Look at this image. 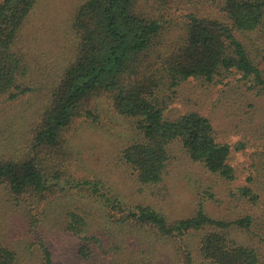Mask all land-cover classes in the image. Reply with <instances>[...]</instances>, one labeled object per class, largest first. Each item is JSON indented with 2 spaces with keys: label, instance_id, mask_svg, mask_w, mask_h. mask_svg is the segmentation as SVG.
<instances>
[{
  "label": "trees",
  "instance_id": "trees-1",
  "mask_svg": "<svg viewBox=\"0 0 264 264\" xmlns=\"http://www.w3.org/2000/svg\"><path fill=\"white\" fill-rule=\"evenodd\" d=\"M152 0H84L70 21V34L64 33L58 48H68V35L76 40L71 54L49 77H34L33 60L26 40L41 0H3L0 2V99L17 101L46 88L47 97L40 110L25 150L16 156L0 158V186L17 199L30 201L49 192L50 167L46 165L63 146V138L75 120L83 115L98 119L90 109L94 100L106 96L124 118L133 120L143 137L122 152L121 161L139 183L154 186L163 180L175 147L208 172L228 181L236 178L233 145L219 140L212 120L198 112L169 115L174 93L187 81L218 82L241 75L264 91V72L254 62L244 41L237 35L260 33L264 36V0H208L219 8L226 20L190 15L184 33L175 42L164 39L168 21L148 11ZM152 4V3H151ZM48 57V55H47ZM55 65V66H56ZM50 66L45 69H51ZM61 162V160L59 159ZM264 172V159L256 168ZM264 176L251 179V182ZM56 183L55 185H58ZM89 184V183H86ZM97 190V189H96ZM249 204L262 196L255 187L237 189ZM117 204V203H115ZM123 225L133 233L157 235L175 240L186 232L206 231L198 257L203 264H264L256 247L242 243L237 236L253 227L252 213L234 220L213 219L203 208L191 218L170 223L150 206L124 209ZM123 210V211H122ZM89 224L86 218L70 212L67 229L84 241L80 252L90 255ZM235 234L236 237H235ZM44 264H55L53 252L41 243ZM146 249L133 261L122 264H162ZM177 262L195 264L188 251ZM0 264H19L18 252L0 241Z\"/></svg>",
  "mask_w": 264,
  "mask_h": 264
},
{
  "label": "rangeland",
  "instance_id": "rangeland-1",
  "mask_svg": "<svg viewBox=\"0 0 264 264\" xmlns=\"http://www.w3.org/2000/svg\"><path fill=\"white\" fill-rule=\"evenodd\" d=\"M83 1L41 0L26 35L31 42L35 38L26 48L33 60L34 77H46L70 54L73 56L74 37L68 35L66 50L59 49L58 44L64 33L70 34L72 15ZM146 7L168 21L164 33L168 43L184 33L190 15L226 20L208 0H152ZM237 36L264 72V36ZM47 66L53 68L46 70ZM41 87L39 92L17 101L0 99V158L25 150L47 97L46 88ZM90 109L98 119L78 117L63 138L62 148L45 158L51 175L49 192L26 201L0 186V241L14 247L19 264H44L41 243L53 252L55 264H122L133 261L145 249L154 251L152 257L158 256L162 264L177 262L183 251L190 252L195 264H203L198 248L206 231L186 232L172 241L152 235L148 241L139 242L133 237L144 239L149 234H135L123 225L126 212L113 207L115 203L124 209L150 206L170 223L194 217L200 208L213 219L227 221L249 211L252 230L237 238L258 248L264 257V178L251 182L258 174L264 176L261 168H256V162L264 159V91L259 85L254 86L241 75L215 83L192 79L178 88L169 103V115L198 112L212 120L219 140L233 148L244 145L243 150L234 153V181L208 172L175 147L161 183L143 185L120 159L124 149L143 139L134 121L122 117L106 96L94 100ZM243 186L257 189L262 195L259 203L249 204L248 199L240 197L237 189ZM70 212L86 218L88 235L95 239L89 242L88 259L80 252L84 241L67 229Z\"/></svg>",
  "mask_w": 264,
  "mask_h": 264
}]
</instances>
